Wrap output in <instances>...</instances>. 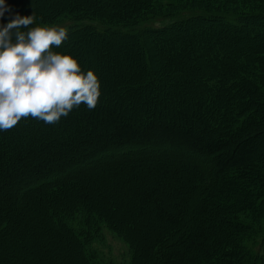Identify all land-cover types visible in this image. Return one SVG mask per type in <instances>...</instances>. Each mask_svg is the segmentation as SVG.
I'll use <instances>...</instances> for the list:
<instances>
[{
    "label": "trees",
    "instance_id": "obj_1",
    "mask_svg": "<svg viewBox=\"0 0 264 264\" xmlns=\"http://www.w3.org/2000/svg\"><path fill=\"white\" fill-rule=\"evenodd\" d=\"M7 2L68 20L53 47L94 70L100 95L0 131V264H94L66 222L79 210L125 240L130 264H264V239L257 255L246 245L264 219V0Z\"/></svg>",
    "mask_w": 264,
    "mask_h": 264
},
{
    "label": "clouds",
    "instance_id": "obj_2",
    "mask_svg": "<svg viewBox=\"0 0 264 264\" xmlns=\"http://www.w3.org/2000/svg\"><path fill=\"white\" fill-rule=\"evenodd\" d=\"M36 19L0 0V131L29 116L55 123L82 102L94 108L100 95L94 70L53 47L67 39L66 28Z\"/></svg>",
    "mask_w": 264,
    "mask_h": 264
},
{
    "label": "rangeland",
    "instance_id": "obj_3",
    "mask_svg": "<svg viewBox=\"0 0 264 264\" xmlns=\"http://www.w3.org/2000/svg\"><path fill=\"white\" fill-rule=\"evenodd\" d=\"M56 25H61L66 29L71 24L68 20H59L55 23ZM206 26L210 25L209 22L205 24ZM202 76L200 74H196L195 78L200 79ZM167 81L163 84L165 88L172 87L174 84H181L179 80L174 81L172 78L166 79ZM176 82V83H175ZM183 88V87H180ZM201 87H199L195 81L190 86V88L185 90V96L190 101L194 100L193 97L200 93ZM191 92V93H190ZM181 93V92H180ZM183 159V158H182ZM176 167L178 168V174L182 177L179 179L182 182L183 177H185V172L182 169L188 165V162H184V160H177ZM138 177L141 178L144 185L152 186L154 181L152 182L150 179H146L144 173L140 168H136ZM177 174V175H178ZM179 176V177H180ZM169 177V176H168ZM171 177L158 186L156 189V195L158 198L163 197L171 189L172 185ZM136 193L135 187H132L127 191L124 195H122V199L125 200L124 204H130L133 200L130 201L131 198L134 199ZM178 197H182L181 195H177ZM164 199V198H163ZM130 201V202H128ZM134 203V202H133ZM152 205H149L145 210L146 218L148 215L152 214ZM66 222L68 226L80 237V239L84 242V250L89 259L94 264H130L131 260V251L125 240L115 233L110 227L104 223L103 221H99L96 217L90 216V214H86L84 211L79 210L75 214L70 217H67ZM264 239V219L260 221V223L254 225V232L247 238L246 245L249 249L255 254H259V249L261 248V243ZM39 247H42V241L39 242ZM40 249V248H39ZM40 252V251H39ZM25 256V255H24ZM28 259L30 256H25Z\"/></svg>",
    "mask_w": 264,
    "mask_h": 264
}]
</instances>
